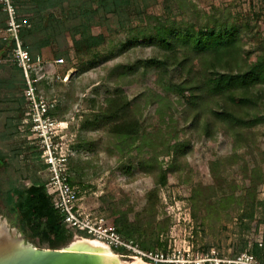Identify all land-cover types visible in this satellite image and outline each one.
I'll use <instances>...</instances> for the list:
<instances>
[{
    "label": "rangeland",
    "instance_id": "obj_1",
    "mask_svg": "<svg viewBox=\"0 0 264 264\" xmlns=\"http://www.w3.org/2000/svg\"><path fill=\"white\" fill-rule=\"evenodd\" d=\"M184 1L185 9H179V2L167 4L166 0H151L142 16H132L131 24L145 25L147 20L155 24V18H158L169 25L175 23L183 30L190 25L198 28L206 23L213 26L217 22L228 21L243 31L241 43L247 53L248 64L255 61L257 54L262 52L261 48L264 50V0ZM106 32L104 25L93 29L94 34L107 35ZM107 36L106 44L95 50L100 61L93 67L89 66L91 57L80 60L74 57L71 50L70 62L60 55L64 60L61 65L53 63L56 57L48 53L44 60L49 61L44 62L43 72L47 84L45 88L39 85L40 93L48 101L55 105L59 103V117L56 118L69 122L68 134L74 135L72 146H81L74 149L69 158V179L74 181L78 205L92 216H101L111 225L115 218L121 216H126L129 221L152 220L139 214L146 205V194L155 188V177L140 171L137 164L141 158L157 156L158 163L165 170L170 167L171 156L168 153L173 145L185 144L186 156L171 166L166 184L157 190L158 201L152 213L155 223L149 229L155 234L159 231V235H156L157 245L148 252L162 253L173 261L170 264H177V261L203 264L195 262L203 259H207L204 264H215L214 259L228 264L227 261L241 254H250L253 244H264V102L247 112H238L256 123L244 133L234 132L210 117L209 109L215 106L216 101L206 98L201 104V112H193L186 104L187 98L163 91L166 83H158L156 71L140 70L119 84L133 101L134 117L149 135L142 151L120 144L103 129L79 132L81 115L103 106L106 91L113 89L117 74L111 70L115 66H130L159 53L155 45L139 46L119 56L109 57L119 49L125 34L112 25ZM66 72H69L68 80L60 82L57 77ZM3 75H7L6 62L0 59V76ZM179 76L172 71L166 82L178 83L181 81ZM262 88L264 86L257 87L255 93ZM0 91H3L0 92V99H7L5 94L9 92L3 88ZM89 99L96 100L97 106L91 107L86 101ZM8 106V102L0 103V109ZM19 110L0 112V153L6 157V161L0 160V217L34 247L63 249L81 236L68 230L64 236L52 234L43 243L31 234L26 217L19 220L17 212L4 201L10 187L22 189L30 185L35 168L44 182L48 178L41 161L33 158L38 150L41 157L40 149L37 150L27 140L22 128L14 131V127L25 118L27 109L24 102ZM196 115L198 118L194 121ZM206 123L210 127L207 132L204 131ZM16 149L21 151L17 158L14 157ZM211 165L220 178L221 189L213 181ZM256 180L261 181L251 194L258 203L253 221L239 224L236 220L240 207H237L236 199L246 195L247 189L252 190ZM222 193L226 196L224 202L210 204L208 200L214 201ZM192 214H195V219ZM112 251L124 261L136 257ZM143 261L153 264L149 260ZM256 261L264 263V254L260 261L258 258Z\"/></svg>",
    "mask_w": 264,
    "mask_h": 264
},
{
    "label": "trees",
    "instance_id": "obj_2",
    "mask_svg": "<svg viewBox=\"0 0 264 264\" xmlns=\"http://www.w3.org/2000/svg\"><path fill=\"white\" fill-rule=\"evenodd\" d=\"M150 1L14 0L19 22L21 19L26 20V24L18 30V40L21 43V48L28 53L31 60L42 58L41 72H44V62L48 63L49 61L44 60L45 51L53 53L56 57L53 59V63H55L58 59L63 60L60 55L70 62L71 50L74 57L80 60L82 57H91L89 66L93 67L100 61L98 60L99 54L95 50L106 44L107 35L112 25L115 30L125 34V40L119 44V49L115 53H111L109 57L119 56L139 46L155 45L159 49L158 56L153 55L138 60L130 66L118 65L111 70L115 75L117 74V81L112 84L113 89L106 91L103 106L81 115L79 132L103 129L120 144L130 146L136 151H142L149 135L141 128L138 119L134 117L133 101L127 97L119 83L132 77L137 71L154 70L158 73V83H166L163 88L165 93L174 94L182 99L187 98L186 104L191 111L196 113L201 112V104L206 98L216 101L215 106L209 109L210 117L234 132L244 133L245 129H249L256 122L253 119L240 116L238 112H247L264 102V89L255 93L257 87L264 86L263 48H261L262 52L255 57V61L248 64L247 53L244 52L241 43L243 31L236 24H230L228 21L217 22L213 26L206 23L198 28L190 25L182 30L175 23L169 25L168 22L155 18V24L147 20L145 25L133 26L131 24L132 16H142L149 7ZM175 2H179V9L184 8V0H166L167 4ZM6 20V14L0 6V59L5 60L7 70L6 76H0V90L3 88L9 92L5 94L8 95L7 99H0V103L8 102L9 106L1 108L0 112H19L23 102L27 109L23 92L25 83L22 69L18 67L14 57L15 41L13 35L7 32ZM100 25L106 27L107 35L93 33V29ZM4 47L7 48L4 50ZM56 50L58 52H53ZM172 71L183 75L182 78L178 77L180 82L175 84L166 82ZM62 76L57 77L60 82ZM31 77L35 80L37 92L42 95L39 85H43L45 88L47 81L45 78L37 80L38 75L35 72H32ZM43 97L47 99L45 96ZM86 101L91 107L97 106V101L94 99ZM58 110L59 103L49 110L48 114L53 118H58ZM197 115L194 117V121L197 120ZM8 119L7 122H9ZM21 124L22 122L14 127L15 132L17 128H21ZM30 128V124L23 126L22 133L38 150L37 140L30 132ZM209 128V124L206 123L204 131L207 132ZM78 147L81 146H71V150ZM185 147L186 145L181 143L173 145L168 153L171 156L170 167L165 170L158 163L157 156L141 158L137 164L140 171L155 177V188L146 194V205L139 214L140 217L148 216L152 220L147 222L129 221L126 216L113 220L114 228L119 236L126 241L138 244L139 248L145 252L151 251L157 245L156 235H159V231L155 234L153 230L149 229L155 223V215L152 216V213L153 210L155 211L154 206L158 201L157 190L166 184L167 175L172 171L171 166L186 156ZM20 152V149H16L14 157L17 158ZM5 158L0 153V160L6 161ZM33 158L39 159L46 170L39 150ZM0 164L2 163L0 162ZM212 165L213 181L217 188L221 189L220 178L213 168L215 165L213 167ZM37 172L38 169L35 168L34 179L28 187L22 189L10 187L4 201L7 206L17 212L19 220L25 216L30 223L31 234L46 243L52 234L64 236L68 230H74L62 222L60 213L54 208L52 197L46 193V182L37 175ZM260 181L256 180L252 190L247 189L246 195L238 196L236 199L237 207H240L236 220L239 224L253 221L258 203L255 202V197L251 194ZM68 183L73 186L74 181L70 178ZM223 195L222 193L214 201H208H211L210 204L224 202L226 196ZM192 217L195 219V214H192ZM155 228L158 229V225ZM74 232L83 238L92 239L85 233ZM243 249L244 247L240 250L243 251ZM263 254L264 244L255 243L251 246L250 255L258 258L259 261Z\"/></svg>",
    "mask_w": 264,
    "mask_h": 264
},
{
    "label": "built area",
    "instance_id": "obj_3",
    "mask_svg": "<svg viewBox=\"0 0 264 264\" xmlns=\"http://www.w3.org/2000/svg\"><path fill=\"white\" fill-rule=\"evenodd\" d=\"M0 6L6 14L7 32L13 35L15 41L14 57L18 67L22 69L25 89L24 98L27 112L22 121L21 128L30 124V132L36 138V146L41 151V160L46 165L47 182L45 184L46 193L52 197L54 208L60 213L62 222L69 228L77 232H82L106 244L111 250L121 251L136 256L141 260H149L153 264H170L162 253H151L142 251L137 244L122 239L116 232L113 225L105 222L101 216H92L85 212L78 205V193L73 186L68 183L69 179V158L72 156L71 146L74 135L68 134L67 121H60L51 117L48 111L55 103L48 101L40 95L35 87V80L31 77L32 72L38 75V79L44 78L41 72L43 60L36 58L31 60L26 51L21 48L18 40V30L26 24L25 19L19 22L16 13L14 0H0ZM57 65L63 64L62 59L55 61ZM69 72H66L61 81L68 80ZM250 254H241L233 260L227 261L228 264H261ZM207 259L197 260L196 263H205ZM215 264H223L222 260L214 259ZM177 264H188L187 261H177ZM264 264V263H262Z\"/></svg>",
    "mask_w": 264,
    "mask_h": 264
},
{
    "label": "water",
    "instance_id": "obj_4",
    "mask_svg": "<svg viewBox=\"0 0 264 264\" xmlns=\"http://www.w3.org/2000/svg\"><path fill=\"white\" fill-rule=\"evenodd\" d=\"M0 218V264H98L94 257L65 248L38 249Z\"/></svg>",
    "mask_w": 264,
    "mask_h": 264
},
{
    "label": "bare ground",
    "instance_id": "obj_5",
    "mask_svg": "<svg viewBox=\"0 0 264 264\" xmlns=\"http://www.w3.org/2000/svg\"><path fill=\"white\" fill-rule=\"evenodd\" d=\"M1 221L0 218V223ZM65 249L94 257L98 264H146L138 257H132L130 261H124L121 256L115 254L106 244L96 239L79 237Z\"/></svg>",
    "mask_w": 264,
    "mask_h": 264
},
{
    "label": "crops",
    "instance_id": "obj_6",
    "mask_svg": "<svg viewBox=\"0 0 264 264\" xmlns=\"http://www.w3.org/2000/svg\"><path fill=\"white\" fill-rule=\"evenodd\" d=\"M48 53H49L48 51H45L44 54H43L44 55L43 57H48V55H47Z\"/></svg>",
    "mask_w": 264,
    "mask_h": 264
}]
</instances>
